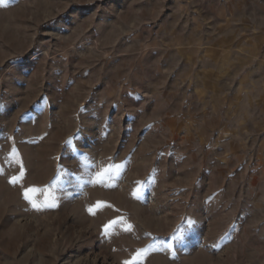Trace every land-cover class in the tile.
<instances>
[{
	"label": "rangeland",
	"instance_id": "obj_1",
	"mask_svg": "<svg viewBox=\"0 0 264 264\" xmlns=\"http://www.w3.org/2000/svg\"><path fill=\"white\" fill-rule=\"evenodd\" d=\"M138 252L264 264V0H2L0 264Z\"/></svg>",
	"mask_w": 264,
	"mask_h": 264
},
{
	"label": "snow or ice",
	"instance_id": "obj_2",
	"mask_svg": "<svg viewBox=\"0 0 264 264\" xmlns=\"http://www.w3.org/2000/svg\"><path fill=\"white\" fill-rule=\"evenodd\" d=\"M0 2H2V0H0ZM69 143H71V141H69ZM121 168H122L121 165H114V164L108 165V166L101 168L99 171H96L94 176L91 179L80 181L79 176H74V178L84 184H91L93 186L95 185L107 186L108 181L114 180L116 176L119 174ZM64 175L67 176V175H74V174L65 173ZM22 178H23V170L21 169L19 177H13L9 182L12 184H16ZM60 179L61 177L58 176L57 180L52 184L53 190H55L56 187L58 186V182L60 181ZM35 191L37 190L34 188H29V189H25V191L23 192V199L27 201L28 203H30L32 208L41 210L42 207H55V196L54 195H47L45 199V203L43 205H40L37 202H35V200L29 195L30 192H35ZM44 191L47 193L48 189H45ZM138 191L139 190H137V192H134L133 195H138ZM101 206L102 205H100L98 202L97 207H101ZM89 210L91 211V209ZM118 223H119L118 221L113 220V221H110L108 225H105V234H107L108 231L112 229L114 226H116ZM125 230H130V226H128V228ZM171 239L174 240L177 245H182L184 243L185 237L183 233L177 230L176 232H174L173 237ZM139 255L140 253L138 252L136 256L133 257L132 261H126L125 264H135L136 258Z\"/></svg>",
	"mask_w": 264,
	"mask_h": 264
}]
</instances>
